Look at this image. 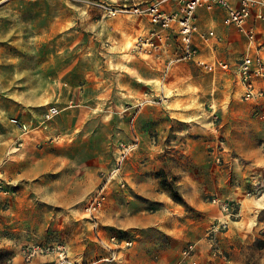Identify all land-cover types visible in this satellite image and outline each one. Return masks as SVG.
Listing matches in <instances>:
<instances>
[{"label":"rangeland","instance_id":"rangeland-1","mask_svg":"<svg viewBox=\"0 0 264 264\" xmlns=\"http://www.w3.org/2000/svg\"><path fill=\"white\" fill-rule=\"evenodd\" d=\"M119 5L121 0H0V170L8 161L11 179L22 178L7 186L9 196L46 197L47 202L31 204L32 222L44 224L46 216H54L52 227H37L39 232L24 240L66 246L71 264H110L109 250L94 240L89 222L107 241L116 236L133 242L112 264H181L189 244L197 245L204 262L206 230L221 216L220 206L212 202L217 199L237 209L229 224L230 231L238 222L233 244L225 246L229 231L222 237L227 264H264V188L251 181L252 170L240 155H252L261 144L251 120L264 119L240 100L233 76L216 80L188 64L178 71L182 79L175 87L148 83L154 98H165L164 107L149 105L145 119L127 121L125 94L138 77L125 64L133 61L127 55L140 18L109 15ZM137 66L153 77L151 65ZM51 108L60 114L44 129L43 115ZM14 121H33L37 137L35 148L20 156L13 153L20 134ZM139 130L140 146L131 141ZM121 144L137 148L119 161ZM179 146L206 152L211 171L194 164ZM228 151L229 156L223 155ZM262 164L257 160L251 166ZM117 170L104 210L92 220L87 208ZM226 177L242 182L239 202L221 186ZM2 204L10 210L8 200ZM82 211L87 214L80 221L84 231L75 223L58 226V215L82 216ZM10 255L1 251L0 260ZM34 264L57 262L38 258Z\"/></svg>","mask_w":264,"mask_h":264},{"label":"built area","instance_id":"built-area-1","mask_svg":"<svg viewBox=\"0 0 264 264\" xmlns=\"http://www.w3.org/2000/svg\"><path fill=\"white\" fill-rule=\"evenodd\" d=\"M217 9L224 12L225 25L244 39V50L234 63L203 55L204 47L209 46L212 40L219 44L226 42L229 46L233 45V41H227L215 30L204 31L201 27L200 12L214 14ZM109 15L136 16L140 18V23H149V31L137 37L132 51L158 61L163 59L164 78L173 68L188 64L196 66L205 74H230L236 80L240 100L253 104L254 112L264 119L261 109L264 102V0H121V5L111 9ZM154 95L145 94L142 104L158 105L165 102V98L156 99ZM59 114L58 108L49 109L43 115L44 129L51 128V123ZM14 124L20 133L14 143L16 151L24 148L28 141L36 142L33 121H14ZM120 146L122 150L119 161L126 159L137 148L134 145ZM217 162H220L218 157ZM119 172L120 170L115 171L92 198L87 208L92 220L96 221L104 210L108 187ZM4 182L0 179V193L9 196L11 192L7 190V186L10 184ZM119 185L125 188L124 182H119ZM212 202L220 206L221 216L206 230L204 241L208 251L203 256L204 262L201 261L197 245L189 244L182 252L181 264L229 263L222 249V237L228 233L232 219L237 217V209L233 202H221L217 199ZM100 243L109 250L110 257L106 260L110 262L116 260L121 250L133 247V242L120 240L116 236L108 241L100 238ZM19 255L25 264H31L38 258L50 257H55L57 264H71L64 245H28L20 249Z\"/></svg>","mask_w":264,"mask_h":264},{"label":"crops","instance_id":"crops-1","mask_svg":"<svg viewBox=\"0 0 264 264\" xmlns=\"http://www.w3.org/2000/svg\"><path fill=\"white\" fill-rule=\"evenodd\" d=\"M223 20H225V14L221 9H217L214 14H210L207 12H200L201 27L202 29H204V31L215 30V32L219 36H223L224 38H226L227 41L228 40L233 41V45L229 46L226 42L219 44L215 40H212L209 46L206 45L204 47L203 55L207 57H217L218 59L226 61V62H230V61L234 62L238 59V53L243 52L244 50V39L241 38L233 29L227 27ZM149 27L150 25L147 21H145L144 23H140L138 29H136V34L134 35L133 40H136L139 34L143 35L147 33L149 31ZM119 38H120L119 40L120 42L125 41V39L121 38V36H119ZM127 56H131L133 58V61H132V64L131 63L129 64V62H127L125 64V67L127 69H130L131 73H134L137 75L138 82L137 84L135 83L131 85L130 88L126 90L128 93L130 92V94L128 93L125 94L126 99H127L125 100V103L127 107L124 112V117L126 118L127 121L130 119H134L133 122L136 123V122H140L143 119H145L148 114L147 110H148L149 104H142L145 94L149 93V90L146 89L148 83L159 82V83H163L164 85H167L170 87L171 86L175 87V85H177V82H178L177 80L182 79L181 77L178 76L179 74L178 71L182 69V65L181 67L179 66L177 68H173V70L169 73V75L166 78H164L163 77V70H164L163 59L158 61L157 59L153 58L154 59L153 60L151 59L152 57L147 58L143 54L134 52L132 50H131L130 55H127ZM137 63H139L140 65H144V66L151 65L153 68L152 71H154V75H152L154 78L151 77L149 71L147 70L143 71L142 67L138 68ZM197 70H199V72L204 75H211L213 79L216 78V80H217V77H221L223 75L229 76V74H224V73H219V75L205 74L199 68ZM192 79L193 81L195 80L196 83H199V80L196 77H193ZM164 85L162 86V90H161L162 92H164ZM152 90H156V89H152ZM248 104H249L248 110L251 112V110H254V105L251 103H248ZM155 107L157 109H160L159 107L161 108L164 107V103L162 104L160 103L156 105ZM261 109H262V112L264 113V102H263V107ZM251 121L254 124L256 131H258L256 133L258 137L262 139V142L254 150L252 155L250 153H241L240 155H242L241 158L243 160V163H245L247 167L252 170L253 178L251 179V181L255 180V184L258 183L260 187L264 188V164H262L260 167L251 166V165H255V161L257 160L259 161L262 160L264 163V121L258 118H254V117H252ZM133 140H136L139 146L142 145V132L140 130L138 132V135H135L131 138V141ZM35 146H36L35 141L34 142L28 141L24 148L20 149L19 151H16V149H14L13 153L15 154L19 153L20 155H22V154H25L22 152H25L26 150L30 151L32 148L34 149ZM189 148L190 149H187V148L182 149L181 146H179L180 150L182 151L184 150L183 153H186L192 157V158L190 157V160L193 159L194 164L200 165V166L203 165V170L211 171L210 170L211 164L207 163L208 161H207L206 154H205L206 152H201L199 154L198 151L197 153V152H194L191 149V147ZM229 151H232V150L229 149ZM229 151L226 153H223V155L229 156L230 154L228 153H231ZM10 152L11 150L8 151L9 156L11 155ZM19 154H17V156H20ZM13 156H16V155H13ZM6 163L2 166L0 170V178L9 184L17 185V183H19V181H21L22 178H18L17 180L11 179L10 175H8V172L5 169V165H7ZM251 181L247 180L248 183H250ZM221 183H222L221 186H225L229 188V192L226 194L228 195L227 197L239 202L238 199L240 197H243V194L241 191L242 182L234 181L226 177L222 179ZM236 184H240V185H236ZM237 186H240V187L237 189L236 188ZM37 199L39 202L43 201L37 196H32L29 194H24V195L15 194L13 196H8V197H6L3 194H0V252L1 251L11 252V255L6 260H0V264H25L19 255L20 249L23 248L24 246L35 245V244L25 241L24 236H32L35 233L39 232L36 230L37 227L40 230H42V229H48L49 227L53 226V223L51 222V220H54V216L52 214L46 216L44 224L40 223L38 225L36 222H32L31 215H32V212L35 210V206L31 204L35 203ZM44 199L45 200L43 202H47L46 197ZM6 200L10 202L9 211H4L2 208L4 206V204L2 203ZM263 200H264V197L260 199V201H263ZM86 217H87V214L85 215L84 212L82 211V216H80L78 213L70 212V213H67L66 215H63V214L58 215L57 217H55V219L59 221L58 226H60V228L66 229V227L69 226V223L71 225L72 224L74 225L75 223V227L82 229L84 231L86 228H84V225H83L84 223H80V221L87 219ZM86 223L89 225L88 229L92 231V236L94 240L100 243L101 237L99 236L101 233L99 231L98 226L96 227L97 224L95 225L89 222H86ZM235 224H238V222H233L232 223L233 226L231 225L230 231L228 233L230 238L229 240L225 241L226 247L233 244L232 242L235 240L234 234H236V229H237V226H234ZM81 235H84V233H82ZM9 260H11V262H9ZM105 261L106 260L104 259V262ZM34 263L35 261L31 264H34ZM110 264H112V262H110Z\"/></svg>","mask_w":264,"mask_h":264}]
</instances>
